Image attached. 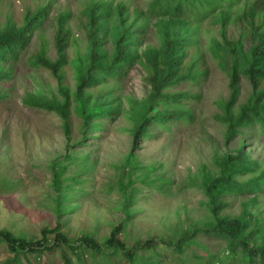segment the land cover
<instances>
[{
	"label": "rangeland",
	"instance_id": "1",
	"mask_svg": "<svg viewBox=\"0 0 264 264\" xmlns=\"http://www.w3.org/2000/svg\"><path fill=\"white\" fill-rule=\"evenodd\" d=\"M87 1L0 0V22L5 13L19 20L26 8L49 4V13L41 25L48 47H42L41 39L34 34L11 77L0 81L4 93L0 96V230L37 239L42 227L51 228L60 222L61 231L71 243L83 235L103 246L111 230L122 224L118 238L127 243L134 255L129 258L106 246L101 247L102 252L79 246L78 259L64 244L51 251L16 255L0 244V264H64L66 257L71 264H207L208 254L214 261L230 264L234 256L224 241L214 235L198 233L193 245L191 242L183 252L172 247L186 230L202 227L210 219L209 197L203 184L206 174H220L219 161L226 152L225 126L214 115L221 111L219 99L228 95V79L207 50L209 38L218 36V25L210 27L209 32L201 30L198 36L199 46L205 51L206 78L198 83L181 81L172 88L198 94L179 102L191 108L193 118L182 113L164 124H152L149 136L135 138L130 101L143 100L150 92L146 70L139 63L118 78L113 97H118L119 111L95 119L100 121V127L92 129L75 110L77 78L72 62L75 50L85 52L86 47L82 42L84 32L75 26L74 17ZM123 1L130 8L142 10L148 2ZM244 2L232 9L226 32L230 36L240 34L247 48L253 42L242 18ZM60 11L71 12L72 33L81 46L72 44L67 49L69 63L65 65L63 82L71 93L68 131L54 111L24 102L28 93L61 97L56 77L29 60L43 49L46 55L55 56L51 37ZM151 31L152 26L140 48L154 40ZM99 87H92V91L97 92ZM95 99L91 97L89 103ZM154 103L166 105L163 98ZM258 140L248 139L247 145L251 147V157L264 163V136L259 135ZM229 143L230 147L234 145ZM248 175H237V179ZM244 194L230 196L232 202L221 212L238 213V197L245 198ZM258 197V207L264 215V188ZM248 209L255 214L258 210L252 205ZM148 239H152L150 245L144 243Z\"/></svg>",
	"mask_w": 264,
	"mask_h": 264
},
{
	"label": "trees",
	"instance_id": "2",
	"mask_svg": "<svg viewBox=\"0 0 264 264\" xmlns=\"http://www.w3.org/2000/svg\"><path fill=\"white\" fill-rule=\"evenodd\" d=\"M242 1L148 0L146 9L142 10L134 6L130 8L123 0H88L74 17L75 26L84 32L82 42L86 47L85 52L75 50L72 62L77 78L74 106L84 123L92 129L100 127V121L95 119L119 111L118 97H113L118 78L127 68L139 63L146 70L150 92L143 100L130 101L134 137L149 136L152 124H164L182 113L193 118L191 108L181 106L179 102L198 94L172 88L181 81L198 83L206 78L205 51L199 46L198 36L201 30L209 32L210 27L218 25V36L209 38L207 50L228 79V95L219 99L221 111L214 115L225 126L226 152L219 161L220 174L217 177L206 174L207 180L203 184L209 197L210 219L202 227L186 230L172 247L183 252L191 242L193 245L198 233L214 235L224 241L234 256L230 264H264V215L258 207V196L264 188V163L251 157V147L247 145L248 139L253 142L259 135L264 136V0H244L242 18L253 42L247 48L240 34L230 36L226 32L232 9ZM48 13L49 4L40 3L32 10L26 8L19 20L11 13L4 14L0 22V81L11 77L14 65L34 34L41 39L42 47H48L41 29ZM56 16L51 37L55 56L46 55L43 49L29 60L34 65H42L56 77L61 97L28 93L24 102L54 111L64 120L68 131L71 93L63 82L65 65L69 63L67 49L72 44L81 46L80 40L72 33L71 12L60 11ZM150 26L154 40L140 48ZM97 85L100 86L98 91L93 92L92 87ZM3 95L0 89V96ZM93 96L96 99L90 104ZM158 98H163L166 105H156L154 101ZM230 141L234 142L232 147ZM246 173L249 174L246 178L237 179V175ZM242 193L245 198L238 197V213L221 212L232 202L230 196ZM249 205L258 209L256 214L248 209ZM61 226L57 222L54 227H42L37 239L17 237L8 230H0V244H5L16 255L51 251L61 244L69 247L78 259H81L77 252L79 246L95 252H102L101 247L106 246L120 250L129 258L134 255L127 243L118 238L122 224L111 230L103 246L83 235L71 243ZM51 234L52 238L48 237ZM151 242L152 239H148L144 243L150 245ZM205 262L224 264L223 260L214 261L210 254ZM64 264H71L67 257Z\"/></svg>",
	"mask_w": 264,
	"mask_h": 264
}]
</instances>
